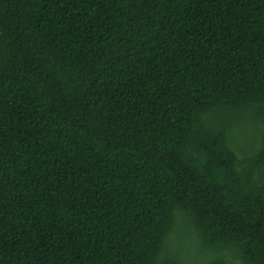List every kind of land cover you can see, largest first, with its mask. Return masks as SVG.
<instances>
[{"label": "trees", "instance_id": "obj_1", "mask_svg": "<svg viewBox=\"0 0 264 264\" xmlns=\"http://www.w3.org/2000/svg\"><path fill=\"white\" fill-rule=\"evenodd\" d=\"M0 264H264V0H0Z\"/></svg>", "mask_w": 264, "mask_h": 264}]
</instances>
